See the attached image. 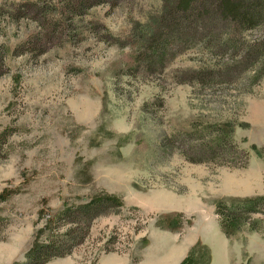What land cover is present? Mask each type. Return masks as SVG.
<instances>
[{
  "label": "rangeland",
  "instance_id": "rangeland-1",
  "mask_svg": "<svg viewBox=\"0 0 264 264\" xmlns=\"http://www.w3.org/2000/svg\"><path fill=\"white\" fill-rule=\"evenodd\" d=\"M61 2L0 0V264L23 263L71 227L59 213L98 196L123 207L45 264H264V216H251L259 232L227 239L215 213L220 202L264 197V76L253 80L264 70L250 55L264 26L239 48L193 47L146 75L129 44L161 0H100L73 21ZM223 27L213 19L203 29ZM202 66L213 77L197 83ZM196 122L232 123L237 150L186 159ZM167 216L181 228L167 230Z\"/></svg>",
  "mask_w": 264,
  "mask_h": 264
},
{
  "label": "trees",
  "instance_id": "trees-1",
  "mask_svg": "<svg viewBox=\"0 0 264 264\" xmlns=\"http://www.w3.org/2000/svg\"><path fill=\"white\" fill-rule=\"evenodd\" d=\"M99 3L100 0H62L59 14L61 17L66 15L68 21H73ZM161 3L160 13L154 19L149 18L139 23L142 31L129 44L133 62L139 69L141 67L142 73L146 75L162 74L178 56L189 52L193 47L208 55H212L214 50L222 52L239 48L240 38L244 33L264 26V0H161ZM25 6L34 7L33 4ZM3 15L1 11L0 16ZM17 18L19 19L15 17ZM213 19L224 26L222 32L215 34L213 29H203L205 24ZM47 24V34L52 32L50 36H54L59 27L50 21H47ZM237 45L239 47H236ZM252 49L250 55L258 58L254 64H261L264 70V41ZM211 68L215 69L213 66ZM199 69L191 78L197 83L211 80L213 73L209 72V67L202 66ZM128 70L133 75L138 71L130 67ZM263 76L264 72H261L253 80H259ZM198 124L196 122L192 125L193 131L187 135L188 148L181 151L186 159H189L187 155L192 152L199 161L215 162L219 155L237 150L233 141L235 127L232 123L202 124V127H198ZM193 133H196L197 137H194ZM252 149L258 157L261 156L255 148ZM244 166L246 161L242 164V167ZM122 207L119 199L98 196L82 205L63 210L58 214L57 220L71 215L72 219H69L68 223L72 224L71 227L65 233L53 234L45 242L34 246L25 253L24 262L20 264H45L52 259L69 255L74 247L82 243L95 219ZM215 213L221 232L227 239L236 238L245 228L249 232H259L261 223L253 222L251 216H264V197L220 202L216 205ZM74 216H77V221L76 218L73 219ZM165 218L167 230L176 231L181 228V223L171 219L173 217ZM205 264H209V257Z\"/></svg>",
  "mask_w": 264,
  "mask_h": 264
},
{
  "label": "crops",
  "instance_id": "crops-1",
  "mask_svg": "<svg viewBox=\"0 0 264 264\" xmlns=\"http://www.w3.org/2000/svg\"><path fill=\"white\" fill-rule=\"evenodd\" d=\"M11 262H12V261H11ZM11 262H10V263H11Z\"/></svg>",
  "mask_w": 264,
  "mask_h": 264
}]
</instances>
